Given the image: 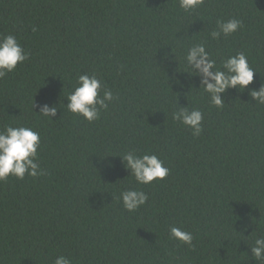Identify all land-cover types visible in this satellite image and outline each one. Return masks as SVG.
Returning a JSON list of instances; mask_svg holds the SVG:
<instances>
[{
  "label": "trees",
  "instance_id": "trees-1",
  "mask_svg": "<svg viewBox=\"0 0 264 264\" xmlns=\"http://www.w3.org/2000/svg\"><path fill=\"white\" fill-rule=\"evenodd\" d=\"M232 17L242 30L207 40L218 18ZM8 33L30 55L0 79V127L39 132L46 174L0 182V264H53L59 255L73 264H264L248 247L264 234V105L248 89H228L217 109L194 87L198 76L163 58L201 40L217 59L244 51L258 71L248 88L258 89L264 0H206L192 15L177 0H0V34ZM83 72L120 96L93 123L65 105ZM174 92L204 113L200 136L172 120ZM44 102L59 106L54 120L33 112ZM132 149L157 154L169 174L135 185L119 156ZM133 186L148 201L130 213L118 197ZM171 225L191 231L194 248L170 238Z\"/></svg>",
  "mask_w": 264,
  "mask_h": 264
},
{
  "label": "clouds",
  "instance_id": "clouds-1",
  "mask_svg": "<svg viewBox=\"0 0 264 264\" xmlns=\"http://www.w3.org/2000/svg\"><path fill=\"white\" fill-rule=\"evenodd\" d=\"M177 3L180 10L185 14L192 15L205 5L206 0H177ZM243 27V21L240 19L218 18L215 27L208 32L207 40L219 41L222 38H228L242 30ZM207 40L189 43L179 58L169 45L171 53L174 55L170 57L168 53H165L163 58L176 62V72L198 76L199 86L194 87L201 90V95L206 94L209 102L217 109L224 108L226 103L222 94L226 93L228 89L237 91L248 89L252 100L258 105H264V83H261L258 89L248 88L253 83L254 73L258 71L250 65L245 52L237 51L235 54L221 56L217 59L208 49ZM29 55L17 36L11 33L0 34V79L14 72L18 64L22 65L28 60ZM174 93L176 94V107L171 112L172 120L190 129L194 137L200 136L203 131L204 113L198 107L179 104L177 102L179 93ZM65 98L67 99L65 105L68 112L88 123H93L99 120L101 114L107 112L110 106L119 102L120 96L107 85L98 73L83 72L76 77L71 91L66 94ZM34 107L35 105L32 103V111ZM58 107L57 104L50 105L48 102H44L39 105L38 111L33 112L54 120L53 117H56ZM40 147V134L31 126L15 123L4 124L0 127V182L7 181L10 177L23 180L26 175L33 178L45 175L38 158ZM119 156L124 167L129 170V174L134 179L135 185H148L154 180H162L170 172V169L164 165V161L152 152L137 153L132 149ZM103 157L97 161L98 164L102 162ZM118 199L123 208L132 213L146 204L148 194L136 186L126 187L120 192ZM247 227V225H242L240 231H235L242 235L247 231ZM169 235L170 238L189 248H194V237L191 231L171 225ZM248 247L253 260L264 262V234H257L253 243ZM53 264H73V262L68 256L59 255Z\"/></svg>",
  "mask_w": 264,
  "mask_h": 264
}]
</instances>
